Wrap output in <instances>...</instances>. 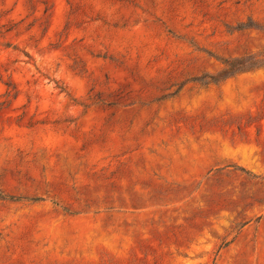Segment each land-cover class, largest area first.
I'll list each match as a JSON object with an SVG mask.
<instances>
[{"label":"rangeland","instance_id":"obj_1","mask_svg":"<svg viewBox=\"0 0 264 264\" xmlns=\"http://www.w3.org/2000/svg\"><path fill=\"white\" fill-rule=\"evenodd\" d=\"M0 264H264V0H0Z\"/></svg>","mask_w":264,"mask_h":264}]
</instances>
